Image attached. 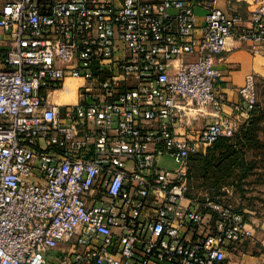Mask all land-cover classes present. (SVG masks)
<instances>
[{
    "label": "built area",
    "instance_id": "2783aa9c",
    "mask_svg": "<svg viewBox=\"0 0 264 264\" xmlns=\"http://www.w3.org/2000/svg\"><path fill=\"white\" fill-rule=\"evenodd\" d=\"M217 1L3 4L0 264H233L254 241L244 213L190 196L191 158L232 132L221 118L178 132L222 111L217 58L232 43L264 54V0L247 15ZM255 87L249 75L238 110Z\"/></svg>",
    "mask_w": 264,
    "mask_h": 264
},
{
    "label": "crops",
    "instance_id": "0c3cea01",
    "mask_svg": "<svg viewBox=\"0 0 264 264\" xmlns=\"http://www.w3.org/2000/svg\"><path fill=\"white\" fill-rule=\"evenodd\" d=\"M6 1L0 0V9ZM248 2L251 0H230V2L218 0L217 5L230 14L247 15ZM6 40V33L0 30L1 48L7 46ZM217 67L222 73V80L218 86V94L224 99L222 111L217 112L213 108H208L201 114L190 113L189 117L193 118V121L191 119L189 121L192 122V125L183 124L178 130L179 134L195 135L202 132L207 125L221 118L225 122L227 131L232 132L233 135L249 119L250 113L238 110L236 106L242 104L240 90L245 85L247 77L249 75H254L256 79L264 77V54H255L247 44L232 43L228 50L217 58ZM207 150L202 149L201 153H205ZM191 190H193V186H191ZM191 198L205 202L210 197L205 194H195ZM190 202L188 200L185 205H189ZM247 218L253 229L254 241L247 243L242 248L231 249L228 252V260L233 264H264V233L259 230L253 220H250L248 216Z\"/></svg>",
    "mask_w": 264,
    "mask_h": 264
},
{
    "label": "rangeland",
    "instance_id": "374dc122",
    "mask_svg": "<svg viewBox=\"0 0 264 264\" xmlns=\"http://www.w3.org/2000/svg\"><path fill=\"white\" fill-rule=\"evenodd\" d=\"M255 95L259 114L250 123L253 129L249 133L251 143H247L244 137L240 152L233 155L226 152L223 156L217 152L221 158L216 162L196 163L195 169L202 174L192 177V186L196 194L209 196V193L216 192L215 195L228 199L232 206L244 210V214L264 233V77L256 79ZM159 165L171 170L179 168L171 157L161 158Z\"/></svg>",
    "mask_w": 264,
    "mask_h": 264
},
{
    "label": "trees",
    "instance_id": "16d2710c",
    "mask_svg": "<svg viewBox=\"0 0 264 264\" xmlns=\"http://www.w3.org/2000/svg\"><path fill=\"white\" fill-rule=\"evenodd\" d=\"M259 114V109L255 105L254 109L250 113L249 119L231 136L222 137L220 138L213 146L208 148V153H198L197 155L193 156L189 163V174H190V184L192 186V177L195 175L200 174L201 172L199 170L195 169V164H212L213 162H216L219 157L217 155V152H221L222 156L226 152H232L233 154H236L240 152V146L242 145V140L245 137V140H247V143H251V139L249 138V133L252 129L250 123H253L257 118ZM242 147V146H241ZM224 158V157H223ZM198 171V172H197ZM202 174V173H201ZM204 176V175H203ZM211 180V179H209ZM210 181H208L209 183ZM190 196L194 197L196 192L191 190ZM194 193V194H193ZM216 192L209 193L210 199H213L217 202H223L226 204H230V201L228 199H225L224 197L220 195H215ZM194 195V196H193ZM237 211L244 213V210H242L239 207L233 206Z\"/></svg>",
    "mask_w": 264,
    "mask_h": 264
}]
</instances>
